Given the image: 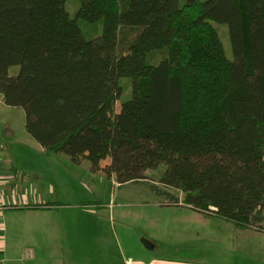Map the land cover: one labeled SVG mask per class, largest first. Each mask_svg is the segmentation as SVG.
<instances>
[{
  "label": "trees",
  "instance_id": "1",
  "mask_svg": "<svg viewBox=\"0 0 264 264\" xmlns=\"http://www.w3.org/2000/svg\"><path fill=\"white\" fill-rule=\"evenodd\" d=\"M0 96L45 152L119 184L164 164L182 203L263 226L264 0H79L73 17L65 0H0Z\"/></svg>",
  "mask_w": 264,
  "mask_h": 264
},
{
  "label": "crops",
  "instance_id": "2",
  "mask_svg": "<svg viewBox=\"0 0 264 264\" xmlns=\"http://www.w3.org/2000/svg\"><path fill=\"white\" fill-rule=\"evenodd\" d=\"M0 100L3 103L1 96ZM23 139V143L36 146L35 151L12 150V146L0 142V193L11 205L0 212V264H50L45 255H50L56 245L63 246L64 240L78 246L74 252L68 250L71 264H243L235 257L246 255L250 259L253 254L252 264H264V222L262 228L239 226L215 214L193 209L182 203L180 197L178 202L170 198L167 203L185 205L197 214V217H184L186 229L180 235L167 226L161 236L162 224L157 223L156 235H141L143 249L138 253L121 252L118 260L100 249H91L90 234L86 239L79 238L81 233L89 232V227L82 231L84 225L74 223L87 219V225L88 217H102V212L86 202L50 200L54 189L49 157L60 152H45L32 137ZM214 226L219 228L213 229ZM27 251L30 255L26 256ZM224 252L231 255L221 257ZM260 255L262 260L258 258ZM54 264L65 263L56 260Z\"/></svg>",
  "mask_w": 264,
  "mask_h": 264
},
{
  "label": "rangeland",
  "instance_id": "3",
  "mask_svg": "<svg viewBox=\"0 0 264 264\" xmlns=\"http://www.w3.org/2000/svg\"><path fill=\"white\" fill-rule=\"evenodd\" d=\"M78 6L79 0H65V8L71 17L74 16ZM78 24L86 39L94 38L100 33L99 23L90 24L79 21ZM214 25L226 55L232 57L227 26L222 23H214ZM159 55L155 53L150 56V62L155 63ZM17 70L18 66L13 65L9 68V73L15 74ZM120 82L123 84V92L116 102L118 108L121 101L131 96L130 80L122 78ZM0 125V142L3 141L1 145H10L12 150L18 148L35 151L36 146L25 144L22 141L23 137L31 136L24 128V112L21 108L7 106L0 100ZM49 161L51 163V184L54 189L50 200L73 204L86 202L102 212V217H88L90 220L87 225L85 223L87 219H79L74 225L83 224L82 231H85L87 226L89 227V232L81 233L79 238L86 239V236L90 234L88 237H92L91 249L96 251L100 249L108 255L115 256L118 260L121 259L122 253L135 254L141 251L143 249L141 235H156L155 224H162L161 236L167 226V229L171 226L174 231H179L178 235H180L186 229L187 222H183L184 217H197L196 212L185 205L167 203L170 201L167 192L180 198L182 194L176 187L163 186L159 181L166 168L164 164L146 170L147 179L145 181L119 184L114 176L108 177L102 170L91 171L87 160L76 165L68 156L60 152L51 154ZM218 228V226L213 227V229ZM123 236H125L124 241ZM63 243V246L60 243L51 248L50 255H45V260H48L50 264H54L56 260L71 264V259L67 257L68 250L74 252L78 246L73 247L74 244H67L65 240ZM83 246L87 245L84 243ZM230 255L229 252H224L221 257ZM254 256L255 254L250 259L246 255H239L235 258L237 261L240 258L243 264H252L251 261H255ZM258 258L262 260L261 255Z\"/></svg>",
  "mask_w": 264,
  "mask_h": 264
},
{
  "label": "built area",
  "instance_id": "4",
  "mask_svg": "<svg viewBox=\"0 0 264 264\" xmlns=\"http://www.w3.org/2000/svg\"><path fill=\"white\" fill-rule=\"evenodd\" d=\"M9 207H11V205L4 200L3 195L0 193V212ZM25 254L26 256L30 255V251H27Z\"/></svg>",
  "mask_w": 264,
  "mask_h": 264
}]
</instances>
